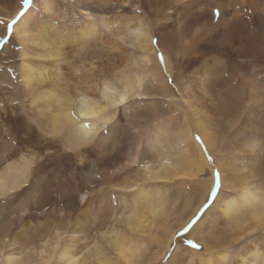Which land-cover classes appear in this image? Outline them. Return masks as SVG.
<instances>
[{"label":"rangeland","instance_id":"rangeland-1","mask_svg":"<svg viewBox=\"0 0 264 264\" xmlns=\"http://www.w3.org/2000/svg\"><path fill=\"white\" fill-rule=\"evenodd\" d=\"M55 1L58 3L57 13L48 16L39 12L37 24L43 31H50V34H52L50 38H57L55 40H58V45L63 48L64 62L58 64L65 74L72 75L73 68L79 67L82 75L91 74L96 78L112 79L113 72L118 67L132 68L142 78L145 77L144 86L148 88L150 94L146 92V95L144 92L145 94H138L136 97L130 98V102H127V106L130 107L126 111L123 107L119 108L116 119L99 131L101 134L108 133L109 135L111 133L107 139L108 142L105 140L100 144L102 146L97 147L96 140L98 138H95L96 140H93L90 145L73 149L70 141L75 137L74 128L67 126L58 134H51L49 119L51 111L46 112L47 119H39L36 112L38 109L45 108L44 104L42 102L35 105L31 104L33 97H38L42 89L49 87L50 83H46V85L36 84L29 92L30 94H27L22 83L23 71L21 69L24 45L15 36L14 29L12 40L9 41L5 29L0 27V39L6 42V45L0 46V171H4L9 162L19 161L23 157L28 158L30 161V166L25 171L26 178L22 187L19 190L8 192L6 195H0V210H4L5 213L3 219H0V223L10 221L13 216L22 214L21 221L10 228L9 236L11 238L19 234L21 229L28 224L31 232L30 240L35 241L41 232L45 233V238L47 236L53 238L56 230L61 228L70 230L78 217L79 220H83L87 206V214L90 210V217L94 219L99 214L101 200L105 198L107 202H115V212L122 210L123 206L119 199L122 198L123 192L115 186L128 185L131 178L135 179L136 175L139 176L136 171L138 169L137 165L122 169L123 163L126 162L125 159L128 160V154L132 155L131 153L136 151L134 149L139 147L143 152L142 156L145 162L152 163L155 161L156 152H152L149 147L146 150L145 144L147 137L151 136L156 125L160 122L169 126L170 137L174 131L179 134L184 131L187 121L185 120L183 108L188 105L185 100L195 101L197 82L203 78V75L207 76L205 84L209 90V95L212 96L211 100L215 107L219 108L214 109L216 116L212 117L210 122L212 124L211 129L216 136V146L214 150L212 149L214 152L208 151L213 157V162L206 160L204 152L205 157L198 152L197 146L200 149L202 146L195 140V137L199 135L194 127L196 117L193 119L187 117L190 128L195 134L190 141L189 138H186V148L188 149L187 153H183L182 158L185 161H182L187 167L186 172L193 175V177L181 176L165 183L163 186H160L161 183L158 182L148 183V185L153 186L152 188L160 189L161 193H168L170 203L176 205V216L168 219V226L175 230V236L171 244L178 242V239H183V237L177 238L176 233L187 226L205 203L207 196L203 198V191L206 186L211 189L213 184L211 173L214 170L219 169L222 178H226L223 184L225 188L224 197L226 195L229 198L237 196L244 187V183L256 181L264 188V174L260 176L264 172V158L260 160L259 164L250 166L247 172L234 167L237 158L245 160L244 162L249 161L246 157L251 153L247 143L259 139L264 134V96L258 95L260 90H264L263 6L255 11L254 16H252L250 14L252 10L249 8L251 0H230L229 4V0H226L225 5L227 8L225 6L224 9L219 8L217 5L218 0H169L172 4L166 5L164 2L158 7L153 5L151 2L153 0H110L109 4L108 2L101 4L102 2L98 0ZM194 1L196 2L191 3ZM33 3L31 9L38 6L39 0H33ZM20 5L21 0H0V19L10 20V17L20 10ZM36 9H39V7ZM83 10L112 20H119L117 30H125L128 22L131 21L132 24L138 22L146 24L154 36L151 40L154 53L152 56L153 62L145 68H143L145 64L134 66L131 59L134 56L139 57L142 55L139 49L124 47V50L110 52L109 42L103 40L102 37H98V40L92 41L93 43L91 41L85 42L89 45L85 44L77 36V32L79 33L78 28L81 27L84 21L81 13ZM217 10L219 11L218 17L215 15ZM196 14L200 15L199 21L190 25V19L195 17ZM62 19L65 21L63 22ZM68 19L69 21H67ZM52 25H55L54 29H52ZM187 27L188 30L185 29ZM69 31H71V34ZM63 37H66L65 39L69 38L68 41ZM192 38L195 39L191 43ZM76 39H80L81 43L77 42ZM157 40L159 45L154 43ZM237 42L238 44H236ZM193 43H196V46ZM39 49L41 51V47L34 44H30L28 48L32 53H37ZM161 52L164 55L163 64L160 63L158 58ZM166 55H168L173 67L172 72L165 71ZM33 60L32 65L39 63L37 59L33 58ZM45 62L43 65L49 68L53 67L51 64L54 63ZM62 63H65L64 66ZM6 69L10 71H5ZM149 73L163 78L152 81L151 76L148 75ZM163 84L170 93L168 91L161 92ZM121 117H123L122 121ZM117 121H120L123 127L130 128L128 139H125L117 131H104L111 129L112 124ZM93 122L96 125V121ZM173 138L170 139L172 144H175ZM133 144L136 146L135 148ZM84 152H89L90 155L87 157L81 156V153ZM101 152L104 153L101 154ZM216 153L221 154L225 159L222 167L218 166ZM102 160H105V162ZM200 160L203 162L201 163ZM193 163L196 165H193ZM203 163L204 166L200 167V164L203 165ZM245 164L247 163L243 165ZM202 174H206L207 179H204ZM117 177L120 179H116ZM103 181L106 183H103ZM198 183L203 185V190L197 191L193 187ZM231 184H236V190L235 188L233 191L231 190ZM81 187L85 188L83 194H80ZM147 188L155 191L152 188ZM99 191L102 192L101 195H99L101 193ZM110 193H115L116 196L121 194V196L118 200H110ZM44 196L46 197V204L43 202ZM82 196L89 197L88 205L81 203ZM103 196L105 197L103 198ZM123 197L125 196L123 195ZM127 199H131V197L128 196ZM187 199L188 201L191 200L189 209L184 208ZM111 210L113 211V208ZM111 210H105L100 220L109 221ZM213 212L217 215L214 218L212 213H209L206 220L210 222L207 225L202 223L190 235L185 234L187 239L200 245L199 248H192L185 242L181 246V250L183 249L187 258H195L198 252L202 255H214L217 251L225 249H229L231 253L237 252V239L241 236L240 232L222 224L218 207L213 209ZM212 219L214 220L211 221ZM67 221L70 222L69 225L66 224ZM214 221L215 224L212 225ZM71 224L73 225L71 226ZM113 224H116V222L113 221ZM96 226L91 229V232H98V226ZM122 228L128 232V228L124 226ZM209 230L213 231V236L222 242L215 243L213 236L207 235ZM171 232V230H164L159 233L162 239H165L171 235ZM242 238L243 236L240 237V239ZM40 239H44V236ZM167 243L168 241L165 239L163 244ZM224 245H229L231 248ZM155 246V244H151L152 250L149 254H152L153 250L162 251V249H157ZM169 252H171V247L159 263L153 264H168ZM111 254L110 256L113 257L114 254ZM113 261H117L115 257Z\"/></svg>","mask_w":264,"mask_h":264},{"label":"bare ground","instance_id":"bare-ground-1","mask_svg":"<svg viewBox=\"0 0 264 264\" xmlns=\"http://www.w3.org/2000/svg\"><path fill=\"white\" fill-rule=\"evenodd\" d=\"M98 1L102 2L101 4H104L106 2H108L109 4L110 0ZM225 1L226 0H218L217 5L219 6V8L224 9V7L226 6ZM151 2L157 7L164 2L166 3V5L172 4L169 0H153ZM195 2L196 1L191 3ZM229 3L230 0L228 4ZM57 6L58 3L55 0H39L38 6L30 9L29 20L18 24L14 28L15 36L24 45V51L22 53L23 62L21 63V69L23 71L22 83L25 90L27 91V94L31 92L32 88L36 84L46 85V83H50L49 87L47 86L48 88L45 87L44 89H42L38 97H33L31 104L35 105L38 102H42L44 104L45 108L41 107L42 109H38L36 112L39 119H47L46 112L48 110L51 111V115L49 116L51 122V134H58L64 127L66 128L67 126H70L74 128L75 132L74 139L70 141V143L72 142L71 147L73 149L80 148L88 144L90 145L93 140H96L95 138H98V140L96 141H100L101 144L105 142V140L107 141L111 133L109 135L108 133H102L106 138L104 140H101L102 134L99 133V131L102 128H105L107 124L116 119L119 108H125L126 105H128L127 102L130 100V98L136 97L138 94H145L146 92H148V88L144 86L145 77L142 78L139 74L132 70V68L127 67H118L113 72L112 79L96 78L91 74L82 75L79 67L73 68L72 75L65 74L61 66L58 64L61 63L65 57V54H63V48H61V45H58V40H55L57 38H50V36H52V34H50V31H43L42 28H39L37 24V20L39 19L37 15L39 12H41V14L45 13L46 15L51 16L57 13ZM262 6L264 8V0H251L249 8L250 10H252V12L250 14L254 16V12L258 9H261ZM37 7H39V9H36ZM16 13L17 11L14 13V15ZM81 13L84 17V21L82 20L83 23L81 27L78 28L79 33L77 32V36L81 40H83L84 43H88L90 41L91 43H93L92 41H96L98 40V37H102L103 40L109 42V46H111L110 52L124 50L127 47H131L132 49H139L142 52V55L139 57L134 56L131 59L132 65L134 66L145 64V66L143 67L145 68L153 62L152 56L154 55V53L151 40L154 36L152 35V32H150V29L146 26V24H143L142 22L132 24L131 21L130 23L128 22L125 30L122 29L124 31H122L121 29L120 31L119 29H116L119 22V20L117 19L112 20L111 18L98 16L86 10H83ZM13 16H11L10 18H12ZM199 18L200 15L196 14L195 17L190 19L189 24L193 25L194 23L199 21ZM69 19L67 21H69ZM64 21L65 20H63V22ZM29 23L33 24L34 27H28ZM54 28L55 25H52V29ZM185 29L188 30V27ZM54 31L52 32L55 33ZM70 32L71 31H69V33ZM60 36H62V34H60ZM68 39L69 38L65 40L68 41ZM80 39H76L77 42L79 41L81 43ZM194 39L192 38L191 43ZM59 40L62 41L61 38ZM196 43L193 44L196 46ZM30 44L40 46L41 51L39 49L37 53L30 52L28 50ZM236 44H238V42ZM33 58L39 61V63L37 61V65H32V63L34 62ZM45 61L54 63L51 64L53 65V67L49 68L48 66L43 65ZM62 64L64 66L65 63ZM164 68L166 69L165 71H173V67L168 55H166L165 58ZM148 75L151 76L152 81L163 78L156 75H151L150 73ZM206 79L207 76L203 75V78L197 82L195 101L185 100L188 105L186 108H183V113L185 115L187 125L184 126V131H182L181 134L174 131L171 135V137H174L173 139L175 141V144H172L171 142V137L169 136V126L167 124H164L163 122H160L156 125V128L152 132L151 136L147 137L145 144L146 150L149 147L152 152H156L157 157L155 158V163L145 162L142 156L143 152H141V149L138 146L137 149H134V151H136L134 153H131L132 155H130V153L128 154L129 158L128 160L125 159L126 162L123 163L122 169H127L130 166L137 165L138 169L136 168V171L139 173V176L136 175L135 179L131 178V182L130 184L128 182V185L115 186L119 188L118 190L123 192V195L125 196L123 197V195L121 196V194H118L122 197L121 199H119L121 205L123 206L122 210L115 212V202L110 200V202H107L106 198V200L102 199L100 211L98 212L99 214H97L94 219H92L93 217H90V210L89 214H87V206L86 210H83L85 212V217L83 218V220H79L78 217V219H76L75 221V224H71V226H73L70 230H68L67 228L58 229L55 231V234H53V238L48 236L45 238V233L41 232V234H38L35 241L29 239L31 235L29 224L21 229V232L16 236L12 238L9 236L11 226L19 223L22 218V214L15 215L11 218L10 221L7 220V222L0 223V264L159 263L169 249L170 244L175 236V230L168 226V219H170L172 216H176V205L170 203L171 200L167 195L168 193H161L159 191L160 189L156 190L152 188L153 186L148 185V183L158 182L161 183L160 186H163L165 183H168L171 180L181 176L193 177V175H189V173L186 172L185 169H187V167L184 165L185 163L183 161L185 160L182 158L183 153H187L188 149L186 148V138H189L190 141L195 134L190 128L191 126L188 122V118L193 119L194 117H196V121L194 122L196 133L201 136L200 138L203 140L204 145L207 146L208 151L214 152L212 151V149L214 150L216 146V136L211 129L212 124L210 122L212 121L211 118L216 116L214 114V109L219 108L215 107L214 103L211 100L212 96L209 95V90L207 89L205 84ZM161 90V92L163 93L167 91L169 92L164 84L162 85ZM258 95L263 97L264 90H260ZM121 100L124 101L123 104L120 103ZM108 112H112L114 113V115L109 119H106L100 126V128L97 129L95 122L93 121H97L100 117L106 116ZM181 113L182 112L180 110V114ZM100 144L99 146H102ZM259 144V139H254L253 141L247 143V147L249 148L251 153L246 157L249 161L244 162L245 160L237 158L234 162V167L247 172L250 166L259 164L260 160L264 158V151L260 149ZM250 145H254V147H250ZM195 146L197 145L195 144ZM135 147L136 146H134V148ZM99 150L101 149L99 148ZM197 150L201 155H203L202 148L200 149L197 146ZM144 152L146 153V151ZM102 153L104 152H101V154ZM217 156L215 157L219 162L218 166L222 167L225 159L219 153L217 154ZM200 159L202 158L200 157ZM102 161L105 162V160ZM200 161L201 163L203 162L202 160ZM244 163L247 164L243 165ZM102 165L106 167L104 163H102ZM193 165L196 164L193 163ZM29 166V159L23 157L19 161L9 162L5 170L0 171L1 196L6 195L8 192L10 193L19 190L22 187L26 178L25 171L27 168H29ZM201 166H204V163L203 165L200 164V167ZM200 167H198V169H200ZM97 174L99 173L97 172ZM263 174L264 172L261 173L260 176H263ZM103 183L106 182L103 181ZM235 185H230L232 191L234 190ZM243 186L244 187L240 190L237 196L229 198L226 195V198H222L221 203L217 205L220 210V218L222 219L221 222L222 224L227 225L230 228L238 230L241 236H243L242 239H240L241 236L237 239V252L232 253L234 256L240 258V264H264V188L260 186L256 181L244 183ZM147 187L152 188L155 191H151V189H148ZM209 189L210 187H205L203 191V198L207 196ZM224 189L225 188L223 186V193ZM100 192L101 191H99V193ZM101 194L102 192L99 195ZM126 196L127 198L128 196H130L131 199H127ZM104 197L105 196H103V198ZM88 198L89 197L87 196H82L80 199L81 203L88 205ZM188 199L184 205V208L186 209L190 208L189 206L191 200L188 201ZM43 202L44 204H46L45 196L43 197ZM112 208L113 211L111 210ZM105 210H111V218L109 219V221L100 220L101 215ZM190 217L192 218V216ZM213 220L214 219H212L211 221ZM113 221H115L116 224H113ZM66 224L69 225L70 222L67 221ZM214 224L215 221L214 223L212 222V225ZM96 225L98 226V232H91V229H93V227H95ZM123 226L128 228V232L127 230H124L122 228ZM157 230L158 232H156ZM164 230L172 231L171 235L165 238L168 241L167 244H163L165 239H162L159 233ZM49 235L51 234L49 233ZM207 235L213 236V231H207ZM43 236L44 239H40L41 237L43 238ZM213 239L215 243L219 241L222 242L220 239H216L214 236ZM151 244H155V247L157 249H162V251L159 252L158 250H153L152 254H149L150 250H152V248L150 247ZM224 246L227 248H231V246L229 245ZM229 252V249L217 251L214 255H202L198 252L195 258H187L183 249L181 250L180 247V249L173 254V259L177 261L178 264H228V262L232 259V256H222L221 253ZM111 253L114 254L113 257L110 256L112 255ZM114 257L117 260L116 262L113 261ZM168 264H170V261H168Z\"/></svg>","mask_w":264,"mask_h":264},{"label":"snow or ice","instance_id":"snow-or-ice-1","mask_svg":"<svg viewBox=\"0 0 264 264\" xmlns=\"http://www.w3.org/2000/svg\"><path fill=\"white\" fill-rule=\"evenodd\" d=\"M32 3H33V0H21L20 10L15 14L14 18H11L8 21L0 19V27H3L5 29V34L9 37V41L12 40V37L14 35L13 29L18 24L23 23L26 20H29V12H30ZM215 15L217 17L219 16L218 10L216 11ZM28 27L33 28L34 25L29 23ZM154 43L159 45L158 40L154 41ZM3 45H6V42L3 39H0V46H3ZM158 58H159L160 63L163 64L164 63V55L162 52L159 53ZM5 71H10V70L6 69ZM120 103L123 104L124 101L121 100ZM128 107H130V106L126 105L125 111L128 109ZM113 115H114V113L108 112L106 116L100 117L96 121V128L99 129L100 126L104 123V121L106 119H109ZM122 120H123V117H121V121ZM105 131L106 132L107 131H117L121 135H123L125 137V139H128L129 134H130V128L123 127L120 121H117L116 123H114L112 125L111 129H107ZM105 138H106L105 135L102 134L101 140H104ZM195 140L198 144H200L202 146V151L204 152L206 159L210 162H213L212 155L208 153L207 146L204 145V142L200 138L199 135H197L195 137ZM259 141H260L259 147L262 151H264V134H262L259 137ZM99 144H100V141H97V147L99 146ZM237 146L239 147V145H237ZM250 147H254V145H250ZM88 155H90L89 152L81 153V156L87 157ZM86 168H87V165H86ZM202 175L204 176V179H207L206 174H202ZM211 175L213 178V184L211 186L210 191L207 194V198L205 200V203L201 206V208L198 210V212L193 216V218L187 224V226L184 227L182 231L176 233L177 238L183 237V239H178V242L172 243L170 245L171 252L168 253L170 264H178V262L173 259V253L177 252L180 249V247L185 244V242L187 243V245H190L192 248H199L200 247V245L194 243L192 240L187 239V236L185 234L190 235L191 232L194 231L197 227H199L201 223H204L205 225H207V223L210 222L209 220H206V217H208L209 213H212V216L215 218L217 214L213 212V209H215L217 207V205H219L221 203L222 198H226V197H224V193H223V184H224V181L226 178H222L219 169L214 170L211 173ZM116 179H120V178L117 177ZM113 182H115V181H113ZM193 187H195L197 191L203 190V185L200 183L193 185ZM84 192H85V188L81 187L80 194H83ZM118 199H119V197L116 196L115 194H110V200H118ZM4 215H5L4 210H0V219H3ZM221 255L222 256H232V259L228 262V264H240V258L237 256H234L230 252L229 253H221Z\"/></svg>","mask_w":264,"mask_h":264}]
</instances>
